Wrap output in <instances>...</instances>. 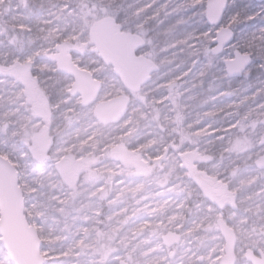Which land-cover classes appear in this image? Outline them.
<instances>
[{
	"label": "rangeland",
	"instance_id": "rangeland-1",
	"mask_svg": "<svg viewBox=\"0 0 264 264\" xmlns=\"http://www.w3.org/2000/svg\"><path fill=\"white\" fill-rule=\"evenodd\" d=\"M86 1L92 6L86 5ZM228 1L222 23L210 26L204 17L203 5L207 0H199L196 5L190 4L186 8L178 0L175 5L169 4L166 10L146 17L143 22L138 14L130 15L136 0H121L123 10L119 15L104 7L106 0H0V74L12 71L19 76L17 66L21 62L32 64L33 56L29 53L40 49L43 44L40 37L45 33L40 29L58 25L72 31L78 29L89 15H97L102 10L103 16H97L98 20L111 17L123 32H141L144 36L147 32L164 37L171 44L169 52L175 54L170 57L173 67L179 65L176 71L185 68L190 71L173 85V89L170 86L171 95L161 102V106L167 103L173 110L178 103L181 113L191 111L198 120L203 118L214 125L211 129H201L197 135L209 131L223 133L232 141L234 155L239 156L249 150L250 142L259 144L264 134L261 124L264 118V2ZM178 8L188 12L186 18ZM146 12L144 10L142 16H146ZM181 12L183 16L179 20ZM222 28L233 30L234 41L211 62L203 54L214 47L213 41ZM199 30L208 35L193 37V33ZM181 34L184 35L178 37ZM87 35L90 39V33ZM78 38L75 34L70 37ZM235 51L250 55L252 63L241 78L229 79L225 62L235 58ZM37 54L43 55V50ZM15 57L20 59L14 60ZM13 61L14 66L9 67ZM20 78L25 82L30 80L29 75ZM216 102L222 107L219 111L214 110ZM166 113L175 115L174 110L171 113L167 109L158 112L155 119L162 127ZM146 131L158 135L165 145L156 152L152 151V144L156 141L140 142L138 148L131 150L143 154L151 164L149 171L142 173L136 165L120 164L117 155L104 162L103 168L97 165L86 170L82 168L83 159L66 156L55 165L54 172L60 177L62 191L54 197L55 189L48 185L50 179L44 182L37 178L39 167L31 154L32 149L42 148L45 140L37 139L25 148L11 136V129L0 125V155L10 160L19 172L27 205L26 216L39 232L47 264H119L122 260L129 264H221L225 240L215 247L202 243L197 236L203 228L200 216L204 206L227 202L228 193L222 182L216 176L200 171L194 163L195 153H183L189 158L186 164L188 178L199 196L185 200L177 195V189L169 184L170 174L157 175L175 147L167 146L172 137L153 126ZM120 147L129 150L122 144H113L111 150ZM21 151L28 153L24 159L20 158ZM200 176L218 183V189L212 190L208 185L202 187ZM37 181L45 185L40 192L35 186ZM139 184L140 190L137 189ZM105 187L110 189V196L105 199L100 196L102 205L96 208L95 199ZM148 196H155L153 202L156 205H151ZM94 230L113 238L116 250L108 259L98 256L96 249L99 247L93 251V245H85L88 240L94 242ZM169 231L179 232L182 236L180 244L172 247L164 244L163 236ZM236 235L237 264H251L245 258L248 248L264 252V235ZM0 264H12L2 246L1 236Z\"/></svg>",
	"mask_w": 264,
	"mask_h": 264
},
{
	"label": "clouds",
	"instance_id": "clouds-1",
	"mask_svg": "<svg viewBox=\"0 0 264 264\" xmlns=\"http://www.w3.org/2000/svg\"><path fill=\"white\" fill-rule=\"evenodd\" d=\"M104 7L117 15L123 10L121 0H106ZM130 15L134 17L135 11ZM97 16L102 17L103 11L89 15L72 31L58 25L40 29L45 33L40 37L43 44L29 53L32 65L21 62L30 80L25 82L12 71L0 74V125L11 129V136L25 148L37 139L47 141V158L52 167L68 156L91 159L101 168L105 166L103 161L110 158L113 144H122L131 151L140 142L156 141L152 151H161L165 145L159 136L146 131L150 126L159 128L172 137L167 146L175 147L157 175L170 174L169 184L177 189V195L185 200L199 196L188 178L189 158L183 153H195L194 163L200 171L216 176L228 193L224 205L210 203L201 210L203 228L197 239L219 247L224 241L218 227L221 218L241 236L264 235V167L257 163L264 160V140L259 144L250 142L247 152L234 155V145L225 134L209 131L197 135L201 129L215 126L203 118L198 120L191 111L166 113L162 127L154 114L173 111L167 103L161 106V102L171 95L170 86L190 70L176 71L179 65H172L170 57L175 54L169 52L171 44L164 37L146 32L143 69L126 81L95 53L87 34L99 22ZM73 34L79 38L70 39ZM41 50L43 55H38ZM12 66L14 61L9 67ZM85 81L88 94L83 87ZM34 88L43 93L40 104L35 102ZM99 111L106 112L107 117L101 119ZM27 155L21 151L20 158ZM35 186L38 192L45 187L39 181Z\"/></svg>",
	"mask_w": 264,
	"mask_h": 264
},
{
	"label": "water",
	"instance_id": "water-1",
	"mask_svg": "<svg viewBox=\"0 0 264 264\" xmlns=\"http://www.w3.org/2000/svg\"><path fill=\"white\" fill-rule=\"evenodd\" d=\"M256 1L258 3L264 2V0ZM228 2V0H207L206 19L210 26H219L222 23ZM234 37L235 34L232 29L222 28L214 40L216 46L213 53L215 55L221 54L234 41ZM90 39L99 56L108 64L113 65L115 71L119 72L126 81L135 78L142 71L139 60L135 58V53L143 44L136 41L131 42V40L136 39V36L122 33L121 26L113 18H104L92 25ZM251 63L250 55L235 51V58L225 62L228 77L241 78ZM31 65V62H28L27 66ZM23 70L27 72L24 68ZM83 87L85 93L88 94L87 81L84 82ZM92 98H94V94ZM98 114L101 119L107 117V113L104 111H99ZM261 124L264 126V118H262ZM261 140H264V134ZM36 159L41 163L44 161L42 157H36ZM257 163L264 167V160H258ZM205 181L210 186L219 187L216 182L208 179ZM218 227L223 232L225 240V255L221 259V264H237V235L235 230L224 223L223 219H221ZM0 236L2 237V246L12 264L48 263L42 254L43 242L39 232L35 226L29 223L26 216V200L20 186L17 168L2 155H0ZM181 240L182 236L173 231H169L163 236L164 244L167 247L178 245ZM245 258L251 264H264V252L261 249L248 248ZM120 264L129 263L122 260Z\"/></svg>",
	"mask_w": 264,
	"mask_h": 264
},
{
	"label": "flooded vegetation",
	"instance_id": "flooded-vegetation-1",
	"mask_svg": "<svg viewBox=\"0 0 264 264\" xmlns=\"http://www.w3.org/2000/svg\"><path fill=\"white\" fill-rule=\"evenodd\" d=\"M206 6H207V2L203 5L205 19H206ZM178 11H182L183 12L184 18L187 17L186 14H188V12H186L182 8H178ZM182 12L180 13V15H178V19L179 20L182 19V16H183ZM107 18H109V17H107ZM100 20H102V19H100ZM121 32L124 33V34H127V35H134V36H136V39L131 40V42H135L136 41L139 44H143L142 47H140L136 51V53H135V58H137L139 60V62L141 64V68L143 69V61L145 60L146 53H147V49H146L147 48V45L145 43L144 33L138 32L137 34H132L131 32H123L122 31V28H121ZM213 45H214V47L212 49H208L203 54V57L204 58H208L211 62H213V60L217 59L223 53L222 52L219 55H215L213 53V49L216 46L214 44V41H213ZM95 52H97V51L95 50ZM207 62L209 63V61H207ZM109 65L115 70V67L113 65H111V64H109ZM17 70H18V73L20 74L19 75L20 77L26 78L28 76V73L27 72H24L23 67L21 65L17 66ZM229 79H233V78H229ZM173 87L174 86H172L171 89H173ZM33 94H34V99L36 100V103L40 104L42 102V100H43V93L38 88H34V93ZM170 102H172V101H170ZM173 110L175 111V115L178 114V113H181V110L179 109L178 103L176 104V106L174 107ZM154 115H155V118L158 117V113H155ZM43 150H46V151H43ZM47 152H48L47 141H44L42 148H39L37 151H35L33 149L31 150V154H32V156L34 158H36V157H42L45 160L48 159L47 158ZM115 155H117L118 158L120 159V162H121L120 164L123 163V164H126V165H128V164L129 165H136L137 168H138V170L141 171L142 173H144L145 171H149L148 169H150L151 164L148 162V160H146L144 158L143 154L134 153L132 151L127 150L124 147H120V148H118L116 150L115 149L114 150H111V156L113 157ZM136 158H139V159H136ZM19 179H20V175H19ZM199 181H200V184H201L202 187H204L205 185H208V184L205 183L206 181H205V177L204 176H200ZM208 186H210V185H208ZM210 188L212 190H217L218 189V187H213V186H210ZM208 191L209 190H206V192H208ZM26 209H27V207H26ZM177 233L179 234V232H177ZM252 249L253 250H256L254 248H252Z\"/></svg>",
	"mask_w": 264,
	"mask_h": 264
},
{
	"label": "bare ground",
	"instance_id": "bare-ground-1",
	"mask_svg": "<svg viewBox=\"0 0 264 264\" xmlns=\"http://www.w3.org/2000/svg\"><path fill=\"white\" fill-rule=\"evenodd\" d=\"M178 0H136L135 4H134V9L133 11L136 12V14L139 15L140 17V21L143 22L145 21V18L148 16H155L157 15L159 12H161L162 10H166L167 6L169 4L175 5L174 3H176ZM180 1V0H179ZM184 3V8H186L187 6H190V4L192 5H196L199 0H181ZM188 2V3H187ZM144 10H147L146 12V16H142V13L144 12ZM205 31L199 30L193 33V37H197V36H205L208 34L204 33ZM186 34V33H185ZM184 34L178 35V37L183 36ZM162 36V35H161ZM214 110L219 111L220 109H222L221 105L219 102L215 103L214 106ZM209 129V128H207ZM141 188V184L137 185V189L140 190ZM147 199H150L152 201L151 205H156L154 201L155 196H148Z\"/></svg>",
	"mask_w": 264,
	"mask_h": 264
},
{
	"label": "built area",
	"instance_id": "built-area-1",
	"mask_svg": "<svg viewBox=\"0 0 264 264\" xmlns=\"http://www.w3.org/2000/svg\"><path fill=\"white\" fill-rule=\"evenodd\" d=\"M54 169H55V167L51 166V162H46L43 167H41L37 170V171H39L37 178L43 179L44 182H46V181H48V179H50L48 182V185H50L51 187H53L55 189V193L53 192V194H54L53 196L55 197V196L60 195V192L62 191V183H61L60 177L58 176L57 172H54ZM49 173H51V175H49ZM101 205H102L101 200L97 197L95 199V207L100 208ZM97 234H98V230H94L92 232V235L95 237L94 242L92 243L91 240H88L87 242H85V245L95 246L97 243V239H98ZM83 239H82V241H84Z\"/></svg>",
	"mask_w": 264,
	"mask_h": 264
},
{
	"label": "trees",
	"instance_id": "trees-1",
	"mask_svg": "<svg viewBox=\"0 0 264 264\" xmlns=\"http://www.w3.org/2000/svg\"><path fill=\"white\" fill-rule=\"evenodd\" d=\"M86 2H85L86 5H88L89 7L92 6V3H89V2L86 3ZM112 158L113 157L110 156V158L105 159L103 161V163L106 162L107 160L108 161L113 160ZM83 161H84V165L82 166V168L83 169H86V170L92 169V168H94V166L99 165L97 162H95V161H93L91 159L88 160V161H85V160H83ZM110 193H111L110 192V189L109 188H106V190L102 194L103 198H105L106 196H110ZM112 245H113V238L111 239L108 236L102 234V236L100 238L99 245H98L99 249H96V252H98L97 254L100 257H102V259H108L111 255L114 254V252L116 250L115 248H113Z\"/></svg>",
	"mask_w": 264,
	"mask_h": 264
}]
</instances>
